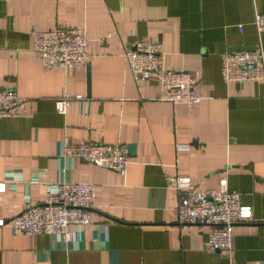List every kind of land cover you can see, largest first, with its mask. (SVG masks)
I'll return each instance as SVG.
<instances>
[{
    "label": "crops",
    "instance_id": "1",
    "mask_svg": "<svg viewBox=\"0 0 264 264\" xmlns=\"http://www.w3.org/2000/svg\"><path fill=\"white\" fill-rule=\"evenodd\" d=\"M255 12L264 0H0V89L24 99L18 117L0 118V182H14L0 192V264H264V79L219 74L223 51L260 47L264 61ZM59 27L83 28L85 65L43 67L30 49V30ZM140 40L161 43L166 68L198 72V103L158 100L157 78L129 71L124 49ZM64 91L87 99L84 110L72 101L56 113ZM63 138L122 144L126 166L74 159L60 172ZM172 176L193 190L225 178L250 207L232 228L231 261L205 248L204 225L176 222ZM58 180L93 185L90 223L70 226L65 242L13 234L24 198L40 203Z\"/></svg>",
    "mask_w": 264,
    "mask_h": 264
},
{
    "label": "built area",
    "instance_id": "2",
    "mask_svg": "<svg viewBox=\"0 0 264 264\" xmlns=\"http://www.w3.org/2000/svg\"><path fill=\"white\" fill-rule=\"evenodd\" d=\"M252 25L259 33L264 30V12H255ZM30 49L36 54L43 67L73 69L87 61V39L81 27H59L52 30H30ZM129 71L144 80L157 78L160 93L156 99L171 105L191 107L201 99L198 91L197 71L171 70L163 65L160 42L140 40L128 45L123 52ZM219 74L224 82L261 81L264 79V61L260 47L250 50L223 51L219 54ZM76 101L80 109L88 100L82 95L62 92L53 102L54 111L63 114ZM24 99L12 88L0 89V118L18 117ZM187 145L176 144V150H186ZM60 157L65 162L60 172L68 168L74 159L95 164L99 167L122 171L127 163L124 145H107L80 141L74 143L67 138L61 141ZM8 177L10 173L7 174ZM7 177V178H8ZM14 182H0V192L12 188ZM168 184L176 196L175 216L180 225H204L206 227L205 248L217 251L230 261L233 249L231 231L238 222L248 221L250 207L240 204L239 195L227 189L225 178L219 179L218 188L193 190L185 176H172ZM44 196L40 203L24 198L20 211L9 223L10 231L18 235L60 236L69 240L70 226H85L90 223L94 208L93 185L82 182L58 180L44 184ZM3 220L0 219V226Z\"/></svg>",
    "mask_w": 264,
    "mask_h": 264
},
{
    "label": "water",
    "instance_id": "3",
    "mask_svg": "<svg viewBox=\"0 0 264 264\" xmlns=\"http://www.w3.org/2000/svg\"><path fill=\"white\" fill-rule=\"evenodd\" d=\"M241 50V49H240ZM242 50H250V49H242Z\"/></svg>",
    "mask_w": 264,
    "mask_h": 264
}]
</instances>
